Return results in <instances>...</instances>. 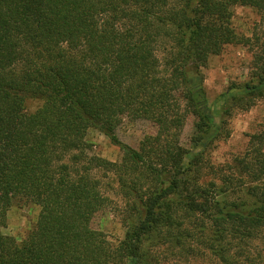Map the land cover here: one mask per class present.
Instances as JSON below:
<instances>
[{
  "label": "trees",
  "instance_id": "obj_1",
  "mask_svg": "<svg viewBox=\"0 0 264 264\" xmlns=\"http://www.w3.org/2000/svg\"><path fill=\"white\" fill-rule=\"evenodd\" d=\"M237 6L259 16L250 37L232 25ZM238 44L256 84L230 96L246 110L264 98V0H0V229L13 203L39 209L23 239L0 230V264H175L155 252L166 245L194 264H264V129L213 163L223 129L194 82ZM125 121L155 134L134 149L116 135ZM92 129L119 161L87 154ZM104 176L123 201L115 242L91 227L110 200Z\"/></svg>",
  "mask_w": 264,
  "mask_h": 264
},
{
  "label": "rangeland",
  "instance_id": "obj_2",
  "mask_svg": "<svg viewBox=\"0 0 264 264\" xmlns=\"http://www.w3.org/2000/svg\"><path fill=\"white\" fill-rule=\"evenodd\" d=\"M258 23L259 16L252 8L237 6L233 9L232 25L237 34L250 37ZM250 63L251 53L248 48L239 44L229 45L224 47L219 55L209 58L207 64L200 69V77L194 81L204 88L209 112L214 117V128L223 129V132L211 142L210 151H207L211 161L217 165L230 164L235 156L244 152L250 136L264 129V98H256L254 105L246 110L238 108L237 101L231 98L232 95L237 97L239 94H244V85L256 84V78L251 75ZM223 95L228 97L222 99ZM39 105V101L28 99L25 108L27 112H32ZM193 122L192 117L188 118L180 135V142L186 148L191 146ZM155 131L156 128L147 121H125L117 129L116 135L122 143L137 149L142 139L155 134ZM212 136L213 130H210L203 143ZM85 140L89 144L88 155L110 162H117L121 158L119 149L98 131L89 130ZM201 147L202 144H199L192 149L191 153L198 151ZM104 177H106L103 180L104 183L109 185L105 193L110 200L105 208L95 215L91 227L103 232L109 241L115 242L121 240L125 233L123 201L117 192V185L111 180L112 176ZM38 213V207L30 203H13L6 212L5 223L0 229L1 233L17 240L23 239L36 222ZM166 248L167 245L157 248L155 252L159 251L160 257L170 259L175 264H194L178 255L170 257L162 251Z\"/></svg>",
  "mask_w": 264,
  "mask_h": 264
}]
</instances>
